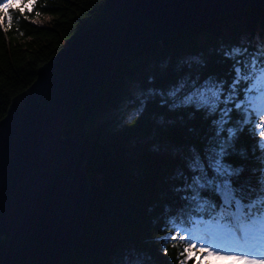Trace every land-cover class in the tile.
<instances>
[{
	"label": "trees",
	"instance_id": "obj_1",
	"mask_svg": "<svg viewBox=\"0 0 264 264\" xmlns=\"http://www.w3.org/2000/svg\"><path fill=\"white\" fill-rule=\"evenodd\" d=\"M105 1L37 0L23 19L16 11L19 0H11L13 27L0 30V118L11 97L35 79L37 68L99 18ZM263 13L264 8L250 5L240 18L228 21L221 12L130 50L63 123L64 134L86 146L90 193L80 232L60 264H178L172 242L161 241L171 232L166 223L179 207L171 195L182 183L178 162L191 141H213L216 125L193 124L192 114L175 102L187 89L203 85L204 76L228 71L224 51L264 49ZM249 20L251 25L245 23ZM247 25L250 34L244 35L240 29ZM181 84L185 89L170 96ZM240 151L245 166L260 175L262 152Z\"/></svg>",
	"mask_w": 264,
	"mask_h": 264
},
{
	"label": "water",
	"instance_id": "obj_2",
	"mask_svg": "<svg viewBox=\"0 0 264 264\" xmlns=\"http://www.w3.org/2000/svg\"><path fill=\"white\" fill-rule=\"evenodd\" d=\"M264 0H106L36 70L0 118V264H60L84 222L86 146L62 131L122 57L225 10Z\"/></svg>",
	"mask_w": 264,
	"mask_h": 264
},
{
	"label": "snow or ice",
	"instance_id": "obj_3",
	"mask_svg": "<svg viewBox=\"0 0 264 264\" xmlns=\"http://www.w3.org/2000/svg\"><path fill=\"white\" fill-rule=\"evenodd\" d=\"M19 4L16 11L27 19L37 0H19ZM13 7L11 0L0 2L4 32L13 27ZM221 58L228 71L204 76L203 85L184 91L181 104L174 105L191 113L193 124L216 125L213 141L219 140L191 141L190 150L178 162L182 183L171 195L178 198L179 207L166 223L171 232L161 237L177 249L178 264H203L204 256L224 251L238 252L232 258L245 264H264V169L257 176L242 162L240 151L251 147L264 153V49L249 53L247 48L235 47ZM184 89L181 84L169 95L176 97ZM229 124L234 126L226 128ZM224 132L227 136L221 138ZM206 207L215 213L208 219H204ZM168 254L165 247L164 257Z\"/></svg>",
	"mask_w": 264,
	"mask_h": 264
},
{
	"label": "rangeland",
	"instance_id": "obj_4",
	"mask_svg": "<svg viewBox=\"0 0 264 264\" xmlns=\"http://www.w3.org/2000/svg\"><path fill=\"white\" fill-rule=\"evenodd\" d=\"M250 5H252V6H260V7H262V8H264V5H261V4H255V3H253V4H250ZM250 5H246V6H244V7H247V6H250ZM244 7H242V8H234V9H229V10H225V11H222V13H225L227 16V19H228V21L231 19V20H237V18L239 17L240 18V15H238L240 12H242L243 11V9H244ZM260 13H262V12H260ZM260 13H258V16H260L259 14ZM264 14V13H263ZM250 22H251V20H249L248 22H246L245 21V23L246 24H249V25H251L250 24ZM253 23H258V22H254L253 21ZM191 27V26H190ZM193 27V26H192ZM250 27H248V25L247 26H244V28L241 30L240 29V31L241 32H244L243 34L244 35H246L247 33H248V35L250 34V32L248 31V29H249ZM130 87V86H129ZM179 101V100H178ZM178 101H176L175 102V104H177V103H181V101L180 102H178ZM133 113H136L135 111H133ZM215 257H219V259H221L220 261H214V263H216V264H242V263H240V262H235V261H232L233 259H229L227 256H224V257H220V256H214V257H207V256H204V258H215ZM203 258V259H204ZM203 263H204V260H203Z\"/></svg>",
	"mask_w": 264,
	"mask_h": 264
},
{
	"label": "bare ground",
	"instance_id": "obj_5",
	"mask_svg": "<svg viewBox=\"0 0 264 264\" xmlns=\"http://www.w3.org/2000/svg\"><path fill=\"white\" fill-rule=\"evenodd\" d=\"M192 27V26H191ZM188 28H190V26H188V27H185V28H182V29H180V30H186V29H188ZM180 30H178V31H180ZM174 32H177V31H174ZM174 32H172V33H174ZM171 33V34H172ZM169 35V34H168ZM166 36V35H165ZM164 37V36H163ZM225 253L227 254V256H234V255H236V253H233V252H229V251H225ZM238 253V252H237Z\"/></svg>",
	"mask_w": 264,
	"mask_h": 264
}]
</instances>
